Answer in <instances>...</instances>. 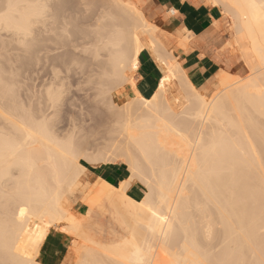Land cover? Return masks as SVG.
Returning a JSON list of instances; mask_svg holds the SVG:
<instances>
[{
	"label": "bare ground",
	"instance_id": "obj_1",
	"mask_svg": "<svg viewBox=\"0 0 264 264\" xmlns=\"http://www.w3.org/2000/svg\"><path fill=\"white\" fill-rule=\"evenodd\" d=\"M53 1L56 2L1 1L0 28L28 40L37 33L39 40L35 41H41L44 50L56 52L60 43L56 46L52 34L60 38L59 33L68 30L67 26L65 31L57 28V18L64 22L69 16L57 13L56 2V10L51 9L61 18H54L53 12H49ZM133 1L104 0L105 7H100V15L92 16L91 20H96L88 26L93 25L90 28L92 33L94 29V37L86 38L91 34L88 27V34L84 35L88 40L82 36L86 41L92 38L91 44H85L92 47L93 58L105 53L103 56L108 59V67L101 61L103 56L98 63L106 67L108 75L104 73L109 78L105 77V83L99 81L103 84L98 86L102 88L99 94H111L107 95L111 99L108 106L114 109L110 114L113 125L110 123L106 137H101L107 141L98 140L103 143L99 148L95 146L100 145L97 139L93 143L92 154L96 149L97 153L92 162L120 163L127 171V176L116 183L91 182L87 200L102 213L109 214L113 225L121 230L123 242L108 248L98 243L79 225V213H70L64 206L65 200L77 191L86 169L81 161L86 163L90 157L86 152H91L75 145L76 124L60 138L47 123V117L53 116L56 102L62 98L59 91L62 79H58L61 83L57 79L55 82L53 78L58 73L55 75L54 71L52 82L60 83L55 85H59V92L45 89L51 104L46 99L45 108L43 102L39 103L45 110L41 112L39 108L36 114V108L33 113L36 117L42 113L41 116L35 119L25 111V115L18 112L13 115L17 121L10 120L13 136L9 135L11 132L0 134V264H45L40 257L42 246L57 223L67 224L60 232L71 233L76 264H249L248 254L250 264H264V255H259L264 254L261 248L264 242L261 232L264 228V0H207L230 15L234 43L246 40L241 51L251 72L242 79L218 73L215 83L218 93L212 97L199 92L178 61L164 54L165 49L155 35L157 26ZM67 36L68 32L63 35ZM63 37L57 42L65 45ZM78 40L71 43L78 45ZM48 41L53 46L48 47ZM86 47H82V52L89 54L87 49L83 51ZM143 50L153 54L162 72L149 97L137 93L133 78ZM46 51L49 56L51 52ZM101 65L99 68L96 64L98 69L94 65L98 72ZM95 69L91 76L93 71L95 75ZM175 81L180 86L179 99L166 94V87ZM2 97L5 103L0 105L5 104L7 110L8 103ZM178 101L182 107L176 112L174 104ZM28 106H23L24 110ZM14 107L15 113L19 106ZM0 108L3 117V107ZM51 110L53 113L47 115ZM182 125L188 130H182ZM136 184L145 189L139 198L128 192ZM121 209L129 224H125Z\"/></svg>",
	"mask_w": 264,
	"mask_h": 264
},
{
	"label": "rangeland",
	"instance_id": "obj_2",
	"mask_svg": "<svg viewBox=\"0 0 264 264\" xmlns=\"http://www.w3.org/2000/svg\"><path fill=\"white\" fill-rule=\"evenodd\" d=\"M1 1L3 2V0H0V4L2 3ZM56 2L58 3L57 7H56L57 10L55 9L56 4H54ZM56 2L55 1L51 2V3H53V5L51 4L52 7L50 6L49 12H50V10L51 11L53 10L51 8H54V10H56L57 13H60L61 16L63 15L62 12H64L70 18L66 14L65 15L68 17L67 19H69V20H65L64 22H62V20L58 21V18H57V24L56 25L58 27L56 25L55 26L58 29L60 28L62 31H65L64 28H66V27H64V26H67L68 36H67V38L63 37V35L66 36L67 32L66 33L62 32V34L59 33L60 36L63 37L62 38L63 40L65 38L67 39V40L66 39L64 40V42L65 41L66 42H65V45H63L62 42H57V40L61 41V37L58 38L57 36L52 34L53 39H56L55 40L56 46H57V43H60L57 46L58 50L56 52L53 51L54 54H51L53 52H51L50 50H48V51L44 50L41 46V41H37V42L35 41V40H39L38 39L39 37H36L37 36L36 35L37 34L36 33L37 26H34V28L36 27L35 29L33 28L35 30L34 33H36V34H35V36L32 37V39L30 38V40L21 37L19 34L13 33V32L8 31V30L6 31L5 29L0 28V30H1L0 31V41L2 39L1 35L4 36L3 37L4 40L2 39L4 42L3 41L0 42V74H1L0 78H1V76L3 78H6V80L4 79L5 81L3 80V78H1L2 80L0 79V87H1L0 88V104L5 103L4 100L1 101L2 95H3L2 98H6L5 99L7 101L6 103H8V105H6V107H5V108H7V110L6 109L4 110L5 104L3 106L0 105V107H3L2 108L4 111L3 114L5 115V117H4V115H3V117H1L2 114H0V118L3 119V120L0 119V125L3 127L2 128L0 126V134L10 133L11 131H13L12 124H11L10 120H14L11 118H15V121H17V117L13 116L16 113L18 114V112H19V115H25L24 114V111H25L26 114L33 115V113L35 114V112H36V110H34L36 108L38 109L36 114H38V111L40 109H41L40 111L43 112V110H45L44 109L45 103L47 104V102L49 101V104H51L50 100H48L49 99L48 94L47 93L45 94V92H47V91H45V89L48 90V89L54 88V90H56V92H59L61 90L62 92L60 91L61 92L60 98H61V96H62V98L60 101H59L60 98L58 99V101L60 103L56 102L57 104L55 105L54 109L56 110V108L58 107L57 110L56 111L53 110L54 114L55 113L56 114L55 115L53 114L52 117H50L52 115V114H50L49 117H47L48 121L50 123L49 122H47V123L49 125L51 124L49 127H52L51 129L53 131H56L54 133L57 136L59 135L60 138H62L66 133L69 132L68 128H71L73 125L76 124V127H78V129H76V127H75V129H76V132L74 134L75 145L78 147V149H84V148L87 149L88 148L90 150H87V151L91 152V154L89 152H86V154L88 153L90 156V157H88L86 163L84 161H81L82 165H84L86 167L85 173L83 175V179H82L81 183L78 184L77 191L75 192L74 196H72L73 198L70 197L69 199L65 200L66 203L64 204V206L66 207V209L70 213H74L77 215L79 213V215H78L79 216V225L87 233V235L90 236V238L96 240L98 243L103 244L107 248L111 247V246L113 247L114 245L116 246V245L120 244L121 242H123V235L121 234V230L113 225V223L110 220L108 213H102L97 207H93L92 205H90V203L87 200L88 197L90 196V193L88 192L89 189H91L90 183L91 182H92V184L98 183L100 180H104V177L100 173V171L102 169H104L108 166H111V167L119 166L121 168V170H125V172H124L125 176L124 177L127 176V171H126L125 165H123V164H120V163H116V164H114V163L113 164L112 163H100L99 164L98 163L99 165H95L97 163L92 162L94 155L97 153V149H96L95 154L94 155L92 154L93 151L95 150V146L98 148L100 146H102L101 143L103 141H105L106 138L104 140V138H101V137H106L105 132L107 129L111 128V126L113 125L112 122L114 120V118L110 115L111 113H113L112 111H114V109L112 108L113 109L112 110L111 108H109L111 106H108L111 99L107 95H111V94L110 93L108 94V92L105 93V94H107L106 96L108 98L105 95H104L105 98H102V97H104L103 93L99 94L101 92L99 90L102 89V88H99V86H100L99 84L101 82L105 83V81H103L104 79H106V78L109 79L107 77L108 73L106 72L108 70H105L106 67H104V66L108 67V64H107L108 59L106 60L105 59L106 56H103L105 53L104 54L100 53V54H103V55H101V57L102 56L104 57V58L100 57L101 61H104L103 62L104 66L101 64H98V63H100V58H97V59L93 58L94 53L92 51V47L88 48L89 44H85V43L91 41V39H92L91 38V39H89V41H86V40H88L86 38H88L89 35L94 37V35H92V34H94V29H93V33H92L91 28H90V27H93V25L88 27L92 21H93L92 23L94 24V22L96 20V18H95V20L94 19L91 20L92 16L98 17V15H100L99 13L101 12L100 7H102V9H103V7H105L106 3H104V0H101V2L99 0H83V1L82 0H61L59 2H58V0H56ZM99 5H102V6H99ZM61 7H62V9H61ZM218 7L222 12V17L226 18V15H227L229 20H230V23H231L230 15H228L227 12L223 11L222 7H220V6H218ZM52 12L54 13V11H52ZM53 13H52V15H55L54 18L56 16L59 17L58 16L59 14H55V13L53 14ZM94 14L96 16H94ZM60 18L61 17H59V19ZM67 21H68V23H66ZM58 22L62 23V26L61 25L60 26L63 27L64 30L61 27H59ZM230 23L228 21V24H230ZM87 27L90 29L88 30ZM225 28L228 29V25H226ZM87 30L89 32L91 31V34L90 33L88 34V32L86 33ZM60 31H58V32H60ZM230 31L232 34H233V32L235 34L234 27H233L232 23L230 26ZM85 33L88 34L86 36V38L84 36V35H86ZM11 34H12V36H11ZM48 34L51 35V33H48ZM18 35L20 36V38ZM50 35L46 34V37L49 36L51 38ZM13 36H15V37H13ZM79 36H81V37H79ZM82 36L86 40L82 39L83 38ZM55 37H57L58 39ZM79 38H81V39H79ZM20 39L22 41H20ZM76 39L77 40L79 39L76 42V44H78V45L71 43L72 41L74 42ZM26 41H28V43ZM245 41H246L245 39L239 41L238 44L236 43V47L234 48L235 52H236L237 59H238V63L241 65L243 74L238 75V77L237 76H233V77H236L239 79L250 76V73H251L250 72V65L246 61L244 54L241 51L243 49V46L245 45ZM38 42H39V44H36ZM42 43L45 44L44 42H42ZM89 43L91 44V42H89ZM4 44H5V46H4L5 48L4 47L2 48V46ZM46 44L48 45V47H50L51 45L53 46V43H50V41L46 42ZM49 44H51V45L49 46ZM6 45H7V47H6ZM59 45L64 46V47L63 48L59 47ZM84 45L87 47L83 51L87 52L86 51V49H87L89 54L88 53L85 54L84 52H82V47L84 48ZM72 46L75 47L76 49L73 48ZM3 49H4V51H2ZM90 49H91V51H89ZM43 50H44V52L46 51V53L51 52L50 55H52V56H50V55L47 56L43 52ZM5 52H6V54H5ZM57 52H59V53H57ZM55 53H57V54L55 55ZM53 55H55V56H53ZM90 55H93L89 59L90 60L89 62H92V64L88 62V57H90ZM96 60H98V61H96ZM105 60L107 62H105ZM96 64L98 65L99 68H100V65L102 67V70L99 69L100 73L97 71L98 67L96 66ZM94 65L97 67V69H95L96 67ZM254 65H255V62L251 64V67ZM103 67H104V70H103ZM94 69L96 70L95 71L96 73L94 75V71H93V76H91L92 70H94ZM54 71L56 73L55 75H57V73H58V75H59L58 78H56L58 75L56 77H55V75L53 76ZM102 71H103V73L106 72L107 75L105 73L102 74ZM53 77H55V78H53ZM52 78H53V80H55V82H56V79L57 80L59 78L62 79V81L59 79L62 83L58 80L61 83V86H60L61 89L58 87L59 85L55 86L59 82L57 81L58 83H56V84H55V82L53 83ZM7 80H8L7 83H9L10 85H8L6 83ZM11 81H12V83H10ZM99 81H101V82L99 83ZM109 82L110 81H106V83H108V84H109ZM46 83L49 85H47ZM50 83L53 84V85L51 84L53 86L52 88L50 86ZM215 83H216V81H215ZM14 84H15V86H14ZM101 84H103V83H101ZM44 86H46V88ZM48 86L50 88H47ZM2 87H4L6 90L4 88L2 89ZM57 87L59 88V91H57ZM213 87H214L213 91L211 93H208L207 96L212 97L213 95L218 93L215 84L213 85ZM7 89L9 90L8 92H10V93L12 92V93L10 94V93L6 92ZM3 90H4V92L1 93V91H3ZM13 92H14V95H12ZM222 92H224V91H222ZM222 92H220V93H222ZM6 93H8V94H6ZM7 95H9V97L11 95V97L13 99H11V97L9 98ZM45 96H47V98ZM46 99H47V102L44 103L43 101ZM8 100L11 101L10 102L11 105H10ZM13 100L16 103L13 102ZM113 101H114L115 105L118 104L116 102L115 98H113ZM42 102H43V106H44L43 109L40 108V107H42V104H39ZM17 103H21V105H19ZM25 105H27V106L29 105L28 107L32 106L31 107L32 109H28V107H26L24 110ZM14 106H19V107H17V108H19V110H17V108H16L17 112L15 111V113L13 112L15 109ZM20 106H22L21 108H23V110H20L21 109ZM107 106H108V108H107ZM181 107H182V105H179L178 107H174L175 108L174 110L177 112V111H179V108H181ZM11 108L13 109L12 111L10 110ZM8 109H9V111H8ZM0 110H1V108H0ZM28 110L29 111L32 110V112H27ZM6 111H7V114L10 113L8 116L10 119H8V117H6L7 116ZM53 111L52 110L48 111L46 114L48 115L50 112L53 113ZM20 113H23V114H20ZM41 114L39 116H41ZM39 116L37 115V117H36L33 115V118L36 117L35 119H37ZM6 119H7V121H5ZM72 120H74L75 123ZM71 122H73L74 124L72 123V125L70 126ZM9 126H10V128H9ZM6 127L9 128V129L7 128L8 132H6ZM184 127L185 126L182 125V130H186L187 127H185V129H184ZM71 129H69V130H71ZM65 130H67L68 132L65 133L64 132ZM3 131H5V132H3ZM12 133L13 132H11L9 135H11ZM251 134H253V133H251ZM14 135H16V134H14ZM11 136H13V134ZM95 140L96 141L101 140L102 142L100 143L98 141L100 143V145H98V143H96L97 144L96 145ZM93 143L95 144V146ZM92 146L94 147V150H93ZM91 148H92V151H91ZM95 158H96V156H95ZM95 178H96V180H95ZM134 187L136 189L138 188V190H139V193H138L139 195L137 196V198H139V196L145 192V189L140 184H136ZM128 192H129V194H131V191H128ZM119 212L121 213V215L124 216L123 219H124L125 224H129L130 221H128L126 219L122 209ZM62 225H64V226H62ZM63 227L67 228V224L65 225V223H57V226L53 227L54 229H51V231L52 232H60V229H62ZM261 230H263V231H261L263 233L264 228ZM60 233H63L69 239V242H70L69 243L68 256H67L64 264H76L77 255L73 252V249H72L73 239L71 237V233L69 231H66V233H64V232H60ZM260 234L261 233H259V235ZM259 237H261V236H259ZM259 237H258V240H259L258 242H260L262 240L261 238H260L261 239L260 240ZM261 243H262V241H261ZM263 245H264V242H263V244H261V248L264 249ZM263 249H261L260 251H262ZM262 253L259 254L260 257H262L264 255ZM161 254L165 255V256L167 255L165 252H162ZM257 254L258 253H256V255ZM249 256H250V254H248V256H247V258H248L247 262L250 264L251 262L248 261ZM167 258H168V256H167Z\"/></svg>",
	"mask_w": 264,
	"mask_h": 264
},
{
	"label": "crops",
	"instance_id": "obj_3",
	"mask_svg": "<svg viewBox=\"0 0 264 264\" xmlns=\"http://www.w3.org/2000/svg\"><path fill=\"white\" fill-rule=\"evenodd\" d=\"M133 2L145 13L149 21L157 26L155 35L165 49L164 54L178 61L191 84L199 92L206 95L211 93L216 76L223 72L237 77L243 74L234 49L236 44L233 41L234 32L232 34L230 31V20L227 15L226 18L222 17L219 7L209 4L207 0ZM226 25L228 29L225 28ZM161 76L162 72L153 54L143 50L138 57V68L133 74L137 93L149 97ZM179 87L177 81L167 86V96L179 99ZM129 92L133 94L131 90ZM174 105L178 107L181 101L175 102ZM124 172L119 166H108L100 171L104 180L112 183L123 179ZM129 191L132 196L139 195V190L135 187ZM69 243L63 233L51 231L42 246L41 261L45 264H64Z\"/></svg>",
	"mask_w": 264,
	"mask_h": 264
},
{
	"label": "snow or ice",
	"instance_id": "obj_4",
	"mask_svg": "<svg viewBox=\"0 0 264 264\" xmlns=\"http://www.w3.org/2000/svg\"><path fill=\"white\" fill-rule=\"evenodd\" d=\"M21 214H23V212Z\"/></svg>",
	"mask_w": 264,
	"mask_h": 264
}]
</instances>
